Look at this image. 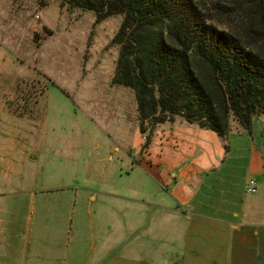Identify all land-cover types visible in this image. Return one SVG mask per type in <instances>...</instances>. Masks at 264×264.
<instances>
[{
    "label": "rangeland",
    "instance_id": "rangeland-1",
    "mask_svg": "<svg viewBox=\"0 0 264 264\" xmlns=\"http://www.w3.org/2000/svg\"><path fill=\"white\" fill-rule=\"evenodd\" d=\"M196 1L220 29L246 37L260 30L257 20L242 22L243 0ZM124 20L117 14L99 22L95 12L62 0H0V241L29 240L34 199L55 184L49 179L77 175L75 188L116 190L135 206L156 190L137 168L143 160L181 159L192 142L227 143L181 118L142 133L135 92L113 84ZM258 49L264 53V38ZM254 124L264 140V123Z\"/></svg>",
    "mask_w": 264,
    "mask_h": 264
},
{
    "label": "crops",
    "instance_id": "crops-1",
    "mask_svg": "<svg viewBox=\"0 0 264 264\" xmlns=\"http://www.w3.org/2000/svg\"><path fill=\"white\" fill-rule=\"evenodd\" d=\"M254 122L264 116L250 132L234 127L224 146L192 142L181 159L143 160L156 190L135 206L116 190L75 188L77 175L49 179L29 240L0 241V264H264V140Z\"/></svg>",
    "mask_w": 264,
    "mask_h": 264
},
{
    "label": "trees",
    "instance_id": "trees-1",
    "mask_svg": "<svg viewBox=\"0 0 264 264\" xmlns=\"http://www.w3.org/2000/svg\"><path fill=\"white\" fill-rule=\"evenodd\" d=\"M98 21L123 14L114 85L132 89L142 133L181 118L227 141L264 116V0H243L250 37L217 27L196 0H62Z\"/></svg>",
    "mask_w": 264,
    "mask_h": 264
},
{
    "label": "built area",
    "instance_id": "built-area-1",
    "mask_svg": "<svg viewBox=\"0 0 264 264\" xmlns=\"http://www.w3.org/2000/svg\"><path fill=\"white\" fill-rule=\"evenodd\" d=\"M257 191H258L257 181L255 179H251L249 181V185H248V193H250V194H256Z\"/></svg>",
    "mask_w": 264,
    "mask_h": 264
}]
</instances>
